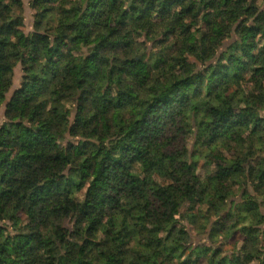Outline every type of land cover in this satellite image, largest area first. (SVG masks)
Masks as SVG:
<instances>
[{
	"label": "trees",
	"instance_id": "trees-1",
	"mask_svg": "<svg viewBox=\"0 0 264 264\" xmlns=\"http://www.w3.org/2000/svg\"><path fill=\"white\" fill-rule=\"evenodd\" d=\"M29 2L25 33L0 0V264H264L259 0Z\"/></svg>",
	"mask_w": 264,
	"mask_h": 264
},
{
	"label": "rangeland",
	"instance_id": "rangeland-1",
	"mask_svg": "<svg viewBox=\"0 0 264 264\" xmlns=\"http://www.w3.org/2000/svg\"><path fill=\"white\" fill-rule=\"evenodd\" d=\"M23 6H22V14H23V18H24V23H23V27L22 30L25 33H29L30 31L33 30V24H34V13L35 11L33 10V8H31L30 6V2L29 0H22ZM259 5L261 8H264V0H259ZM233 41V38H231L230 40L226 41V44H229L230 42ZM21 75H22V70H21V64L18 63L15 68H14V76H13V85L12 88L10 89V91L7 93L6 95V99L9 98V96L11 95L12 91L18 87V85L20 84L21 81ZM251 89V84L247 81L244 83V85L242 86V91L243 92H247ZM243 92H241V95H243ZM4 108H5V103H3L0 106V123L3 121L4 119ZM75 136H72L71 134H68L66 136V140H72ZM193 142L192 138H189L188 140V144L187 146L189 147ZM192 148V147H191ZM224 152L225 155L227 156H234L232 153V150H226L223 149L222 150ZM203 158H200V164H199V168H198V173L199 174H203L204 171L202 169V164H203ZM251 192L253 193L252 189ZM254 194V193H253ZM236 200H240V196H236L235 197ZM185 210V208L183 209ZM187 212H189L188 210H186ZM185 214H187L185 211L183 212ZM184 223L186 220H183ZM204 220H200L199 223H203ZM190 233H191V239L192 241H194L195 243H200V244H205L208 240L207 238V231H201V230H195L193 228L190 227ZM226 242H222L223 243V248L226 250H233V249H241L242 251H250V247L244 244L242 238L240 236H235L234 238L231 239H227L225 240ZM225 243V244H224ZM243 264H247L246 262H242Z\"/></svg>",
	"mask_w": 264,
	"mask_h": 264
}]
</instances>
